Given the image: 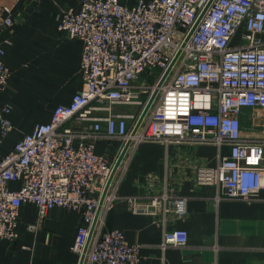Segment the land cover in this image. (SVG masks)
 <instances>
[{"label": "built area", "instance_id": "1", "mask_svg": "<svg viewBox=\"0 0 264 264\" xmlns=\"http://www.w3.org/2000/svg\"><path fill=\"white\" fill-rule=\"evenodd\" d=\"M0 13L1 24L10 26L12 8L3 6ZM57 28L82 42V86L68 104L54 107L49 121L35 124L0 154V239L17 238L23 203L35 205L37 221L61 207L81 215L72 246L81 255L127 140V152L145 142L215 146V165L195 164L191 176L197 184L222 190L215 204L223 197L254 200L264 190V0H79L78 9L59 8ZM3 54L0 44V89L9 74ZM9 112V105L0 106L2 134L12 127ZM98 140L118 141V153H96ZM145 180L144 193L124 197L131 211L158 215L162 224L184 217L188 196L173 193L166 176L158 189L155 174ZM11 181H19V188L11 189ZM111 183L83 264L140 262V244L126 242L119 229L103 227V216L117 198ZM186 243V231L171 228L163 229L159 246Z\"/></svg>", "mask_w": 264, "mask_h": 264}, {"label": "crops", "instance_id": "2", "mask_svg": "<svg viewBox=\"0 0 264 264\" xmlns=\"http://www.w3.org/2000/svg\"><path fill=\"white\" fill-rule=\"evenodd\" d=\"M3 6L12 8L14 21L3 26L0 13L2 61L9 70L6 86L0 89V106L9 105L12 127L5 134L0 130V154L35 124L49 121L54 107L68 104L82 86V42L68 39L57 28L59 8L78 9L79 0H0V10ZM119 146L118 141L98 140L95 152L113 157ZM216 162L217 149L208 144L145 142L129 149L111 183L117 198L103 216L104 229H119L126 242L140 244L139 264H264V190L254 200L222 196L215 204L222 190L197 184L191 176L195 164ZM151 173L158 179L154 189L166 176L173 193L188 196L184 217L162 224L158 215L128 208L124 197L144 193L145 176ZM19 186V181L9 183L13 190ZM81 224L80 213L61 207L49 209L37 221L35 205L25 202L19 210L17 238L0 239V264H78L80 255L72 246ZM171 228L186 231L184 247L160 248L163 229Z\"/></svg>", "mask_w": 264, "mask_h": 264}, {"label": "water", "instance_id": "3", "mask_svg": "<svg viewBox=\"0 0 264 264\" xmlns=\"http://www.w3.org/2000/svg\"><path fill=\"white\" fill-rule=\"evenodd\" d=\"M207 6H208V4L205 6V8H204V9L201 11V13L199 14L197 20L195 21L194 25H193L192 28L190 29L189 34L187 35L185 41L189 38L190 33L194 30V28H195L196 25L198 24L199 20H200L201 17L203 16V14H204V12H205ZM168 71H169V69H167V71L164 73V75L162 76V78L160 79V81L157 83V87L155 88L154 92L152 93V95H151L150 98L148 99V101H147L145 107L143 108L141 114L139 115V118H138V120H137V123H136L135 127H134L133 130H132V134L136 131L138 125H139L140 122L142 121V118H143L144 115L146 114V111L148 110V108H149V106H150V104H151V102H152V100H153V98H154V96H155V94H156V92H157L158 87L161 85V83H162L164 77L166 76V74L168 73ZM129 144H130V140H127V141L124 143V145H123L121 151L119 152V154H118V156H117V158H116V160H115V162H114V164H113V167H112V169H111L110 175H109V177H108V179H107V182H106V184H105V186H104V188H103V190H102V193H101V195H100V198H99V204H98V207H97V209H96V212H95V216H94V218H93V221H92V223H91V226H90V229H89V235H88V238H87L86 244H85V246H84L83 252H82L81 255H80V258H79V262H78V264H83L84 254H85L86 248H87V246H88L89 240H90V238H91V236H92V233H93V230H94V227H95V224H96V221H97V218H98V215H99L100 209H101L102 202H103L104 197H105V195H106V192H107V190H108V188H109V185H110V183L112 182L113 177H114V175H115V173H116V171H117V169H118V167H119V165H120V162L122 161V159L124 158V156H125V154H126V152H127V149H128V147H129Z\"/></svg>", "mask_w": 264, "mask_h": 264}]
</instances>
